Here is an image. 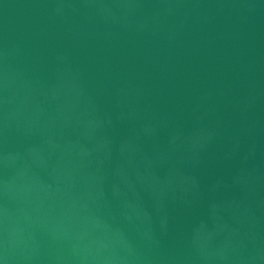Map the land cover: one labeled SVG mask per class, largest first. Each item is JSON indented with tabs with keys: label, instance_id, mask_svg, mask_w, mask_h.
I'll return each mask as SVG.
<instances>
[{
	"label": "water",
	"instance_id": "obj_1",
	"mask_svg": "<svg viewBox=\"0 0 264 264\" xmlns=\"http://www.w3.org/2000/svg\"><path fill=\"white\" fill-rule=\"evenodd\" d=\"M0 264H264V0H0Z\"/></svg>",
	"mask_w": 264,
	"mask_h": 264
}]
</instances>
